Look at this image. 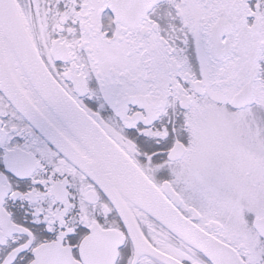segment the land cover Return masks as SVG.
<instances>
[{
	"label": "snow or ice",
	"instance_id": "1",
	"mask_svg": "<svg viewBox=\"0 0 264 264\" xmlns=\"http://www.w3.org/2000/svg\"><path fill=\"white\" fill-rule=\"evenodd\" d=\"M0 264H264V0H0Z\"/></svg>",
	"mask_w": 264,
	"mask_h": 264
}]
</instances>
